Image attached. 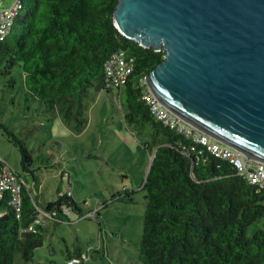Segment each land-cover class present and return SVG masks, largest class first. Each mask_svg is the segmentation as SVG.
Wrapping results in <instances>:
<instances>
[{
    "label": "trees",
    "instance_id": "1",
    "mask_svg": "<svg viewBox=\"0 0 264 264\" xmlns=\"http://www.w3.org/2000/svg\"><path fill=\"white\" fill-rule=\"evenodd\" d=\"M117 3L22 0L10 32L0 40V74L7 77L4 86L15 89L13 69L19 66L24 72V108H30L35 100L45 106V112L71 111L76 105L82 108L92 86L112 91L104 84V64L113 52L122 49L134 56L135 70L124 87L125 119L148 122L153 141L146 145L156 147L141 187L145 191V225L140 261L264 264V229L247 235L248 226L264 216V188L248 182L230 159L217 156L207 145L154 116L143 99L146 86L142 78L164 59L165 51L144 47L121 33L114 21ZM10 101L13 103L14 97ZM85 122L79 118L78 128ZM14 141L20 145L23 167L32 172L34 159L28 147L16 135ZM22 178V218L16 217L7 197L2 202L0 264H16L18 255L32 261L35 250L43 246L44 227L37 233L20 232L33 222L37 206L50 209L67 203L77 215L83 211L79 199L61 187L56 200L43 205L32 193L29 180ZM124 192L133 201L135 191ZM82 251L78 245L68 257Z\"/></svg>",
    "mask_w": 264,
    "mask_h": 264
},
{
    "label": "rangeland",
    "instance_id": "2",
    "mask_svg": "<svg viewBox=\"0 0 264 264\" xmlns=\"http://www.w3.org/2000/svg\"><path fill=\"white\" fill-rule=\"evenodd\" d=\"M11 3L0 0V7ZM13 74L16 87L11 90L4 86L7 77L0 74V155L29 180L43 205L57 198L59 187L65 191L70 186L85 213L98 209L97 218H78L71 212L60 223L47 220L44 244L35 250L34 259L26 261L18 255L15 263L66 264L69 252L79 245L90 255L87 264H143L139 259L145 225L141 183L151 161L146 148L153 141L151 125L125 119L124 89L108 92L92 86L82 108L76 105L71 111L45 112V106L35 100L26 109L24 72L16 66ZM79 118L86 119L80 128ZM13 134L33 156L32 172L23 167ZM130 187L135 191L133 201L124 192ZM260 228L264 229V216L248 226L247 235Z\"/></svg>",
    "mask_w": 264,
    "mask_h": 264
},
{
    "label": "water",
    "instance_id": "3",
    "mask_svg": "<svg viewBox=\"0 0 264 264\" xmlns=\"http://www.w3.org/2000/svg\"><path fill=\"white\" fill-rule=\"evenodd\" d=\"M114 21L165 51L146 76L165 105L264 161V0H118Z\"/></svg>",
    "mask_w": 264,
    "mask_h": 264
},
{
    "label": "built area",
    "instance_id": "4",
    "mask_svg": "<svg viewBox=\"0 0 264 264\" xmlns=\"http://www.w3.org/2000/svg\"><path fill=\"white\" fill-rule=\"evenodd\" d=\"M22 8V0H12L7 7H0V40L6 38L10 32L15 18ZM135 70V57L129 55L125 50L119 49L113 52L104 64V84L111 90L124 89L129 76ZM142 84L146 86L143 99L146 100L154 116L164 124L176 129L178 132L192 136L195 140L207 145L208 149L217 156L228 158L234 163L238 173L248 182L256 185L258 188H264V161L252 157L249 154L216 138L210 133L196 127L191 122L177 115L167 105H165L151 89L146 76L142 78ZM152 159V156H150ZM67 176H62V179ZM24 180L17 170L0 155V217L3 215L2 202L7 197L8 204L13 208L18 219L23 215V196L22 186ZM68 195H73L72 188L69 186L65 190ZM38 213L35 215L33 222L20 232L40 231L47 220L53 219L62 222L61 215L69 216L73 210L67 203L52 206L50 209L37 206ZM98 209L88 210L87 213H81L78 218H97ZM90 255L82 251L79 255H72L67 258L66 264H87Z\"/></svg>",
    "mask_w": 264,
    "mask_h": 264
},
{
    "label": "crops",
    "instance_id": "5",
    "mask_svg": "<svg viewBox=\"0 0 264 264\" xmlns=\"http://www.w3.org/2000/svg\"><path fill=\"white\" fill-rule=\"evenodd\" d=\"M146 148L149 150V153L151 154L150 156H153V155H154V152H155V150H156V147H154L153 149H150V148L148 147V145H146ZM150 162H151V161H150ZM149 165H150V163H149ZM148 171H149V166H148L147 169L145 170V173H144V174H145V177H144V179H143L141 185L144 184ZM141 187H142V186H141ZM130 188H131V190H134L133 187H130ZM72 191H73V190H72ZM73 195H74V194H73ZM132 197H133V195H132ZM55 200H56V199H55ZM50 201H51V200L47 201V203H49ZM52 201H54V200H52ZM47 203H46V204H47ZM85 205H86V203H85ZM86 206H87V205H86ZM84 210H85V208H84V206H83V211H82V213H85ZM88 210H92V209H88Z\"/></svg>",
    "mask_w": 264,
    "mask_h": 264
}]
</instances>
